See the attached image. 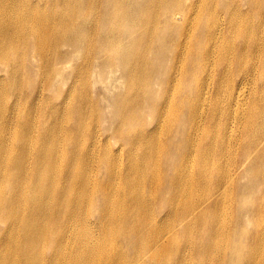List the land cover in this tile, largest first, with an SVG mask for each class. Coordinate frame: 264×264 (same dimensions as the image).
Instances as JSON below:
<instances>
[{"label":"bare ground","instance_id":"1","mask_svg":"<svg viewBox=\"0 0 264 264\" xmlns=\"http://www.w3.org/2000/svg\"><path fill=\"white\" fill-rule=\"evenodd\" d=\"M0 264H264V0H0Z\"/></svg>","mask_w":264,"mask_h":264},{"label":"rangeland","instance_id":"2","mask_svg":"<svg viewBox=\"0 0 264 264\" xmlns=\"http://www.w3.org/2000/svg\"><path fill=\"white\" fill-rule=\"evenodd\" d=\"M102 13V12H101ZM93 15H95V14H93ZM92 20L90 19V22H91ZM83 22L84 23H86L85 24V26L86 27H88V29H84V31L86 32V36H87V38H88V40H90L91 42L90 43H94L93 41H94V38H95V40H96V42H97V39H96V35H95V27L92 25V23H90L89 21H87V20H84V18H83ZM175 26L174 25H172V26H170L169 27V29L172 31L173 30V28H174ZM89 30H90V32H89ZM99 30V29H98ZM139 30H140V28H136V27H133V26H131L130 24L128 25V26H126L125 28H124V30H123V35H124V37H125V41H126V43L127 44H130L131 43V41H132V39H134L135 40V43H138V41H139V39L140 38H144L140 33H139ZM142 34L144 35V33L142 32ZM143 45H145V44H143ZM153 45V44H152ZM158 45H156V47H157ZM144 47V46H143ZM68 49H70V47L69 46H67V47H65L64 48V51H67ZM175 49V48H174ZM173 49V50H174ZM96 60H94V64H95V62L97 61V60H99L98 58H95ZM85 60V58H83L82 59V61H84ZM91 59H86L84 62H82V64H86V63H88L89 61H90ZM93 64V65H94ZM68 65V63H66L65 64V67ZM77 65V64H76ZM93 65H91L92 67H93ZM76 67V66H75ZM64 70H65V68H63ZM69 70H67L66 69V76L67 77H65V79H67V83L66 84H64L63 86H65V85H67V86H70V84H71V82H73V77H71V73H70V71L72 70V64L70 65V67L68 68ZM91 79H92V82H91V86L92 87H96L97 86V88H95L94 89V95H96L97 93H100V92H103V93H105V91H104V89L102 88V86H100V85H98L97 83H96V79H98L96 76H91ZM59 80V82H63V80H64V78H61V76H59V79L57 78L55 81H58ZM103 80L106 82V83H108V84H111V81H112V73H109L106 77H104L103 78ZM59 130V129H58ZM58 133H59V131H58ZM65 140V137L64 136H59L58 137V142H63ZM246 204H244L243 203V207L244 208H242V210H244L245 212H247L250 216H251V218H252V220H250V221H247V222H244V221H240L241 222V226H245V228L247 229V230H249L251 227H252V225H253V222H254V219H253V216H252V212L254 211V209H255V204L254 203H250V202H248L247 200H245L244 201ZM241 212V211H240ZM223 213V212H222ZM224 214V216H225V218L224 219H226L227 218V212L225 211V213H223ZM218 243H223V241H221V240H219L218 241ZM223 248V247H222Z\"/></svg>","mask_w":264,"mask_h":264}]
</instances>
